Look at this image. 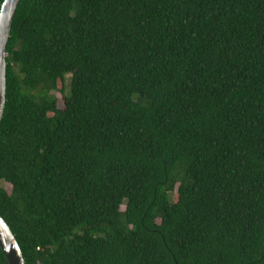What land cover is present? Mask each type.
<instances>
[{
    "label": "trees",
    "instance_id": "1",
    "mask_svg": "<svg viewBox=\"0 0 264 264\" xmlns=\"http://www.w3.org/2000/svg\"><path fill=\"white\" fill-rule=\"evenodd\" d=\"M5 52L24 264H264V0H19Z\"/></svg>",
    "mask_w": 264,
    "mask_h": 264
},
{
    "label": "water",
    "instance_id": "2",
    "mask_svg": "<svg viewBox=\"0 0 264 264\" xmlns=\"http://www.w3.org/2000/svg\"><path fill=\"white\" fill-rule=\"evenodd\" d=\"M19 0H4L0 9V121L6 92V43L11 21ZM0 249L8 264H24L21 251L8 226L0 218Z\"/></svg>",
    "mask_w": 264,
    "mask_h": 264
},
{
    "label": "rangeland",
    "instance_id": "3",
    "mask_svg": "<svg viewBox=\"0 0 264 264\" xmlns=\"http://www.w3.org/2000/svg\"><path fill=\"white\" fill-rule=\"evenodd\" d=\"M57 97L60 99V96L59 95H57Z\"/></svg>",
    "mask_w": 264,
    "mask_h": 264
}]
</instances>
